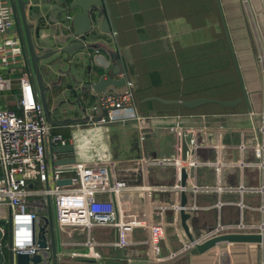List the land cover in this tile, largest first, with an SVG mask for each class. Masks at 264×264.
<instances>
[{"label": "built area", "instance_id": "1", "mask_svg": "<svg viewBox=\"0 0 264 264\" xmlns=\"http://www.w3.org/2000/svg\"><path fill=\"white\" fill-rule=\"evenodd\" d=\"M12 10L8 0H0V94L4 95L11 90L16 82L20 94L16 100L19 109L17 113L7 107H0V219H11L13 246L16 251H27L32 254L37 248L32 239V223H41L39 209L44 206L43 197H50L53 205L56 225L61 232L67 236L83 232L85 235L82 244L92 246L90 232L94 226L107 225L115 229V238L110 245L116 249L132 244L135 228L147 229L151 256L155 261H164L174 258L179 253L195 248L196 243H201L210 237L225 232H260L264 233V220L259 223L248 224L243 219V196L256 194L259 196L257 209L264 216V107L259 113V123L253 121L256 116L251 113V150L255 158L251 176L255 174V182H239L228 184L218 179L215 183L209 184L204 181H192L184 186L180 185V168L184 166L187 170V178L191 177L190 169L198 163L192 156L195 138L186 137L187 133L195 134L196 129L172 128L179 143L176 153L166 158L154 157V162L173 166L175 169V182L171 185L160 184H129L118 178L114 173V162H83L75 161L58 165L55 164L56 152L51 150L49 167L46 157V147L57 145H74V139L64 136L60 132H52V127L46 122L42 106L38 98L33 81L29 78L23 60V48L16 34H12L13 26ZM70 28V25H67ZM115 34V32H113ZM76 40L87 41L82 35L75 36ZM94 51V50H93ZM94 52H98L95 50ZM260 70L264 77V52L258 56ZM24 67V68H23ZM18 71L19 74L12 76ZM118 76L125 78L121 87L108 86L101 92H95L93 100L86 105H78V116L84 118L81 122L68 124L71 129H80L84 123L93 129L103 125L126 124L135 122L139 125L157 115L149 113L141 115L133 101V82L125 77L120 71ZM264 96V94H263ZM56 107H51L52 113ZM251 112V111H250ZM207 126H202L206 132ZM140 139H144L143 132L139 131ZM184 133L189 150L184 160L180 159V136ZM215 160L213 166L219 173L227 165L222 158L223 143L222 132L216 133ZM244 144L240 148L244 149ZM238 165L243 167L244 162ZM196 175V173H195ZM194 177V175H193ZM69 179V182L58 183L59 180ZM34 182L44 183L41 187L33 186ZM155 191L173 190L190 193L193 196L197 193H232L239 199L236 204L239 207V217L235 222H222L217 219L215 224L205 230L193 235L192 240L182 238L180 247L170 250L167 255H162L161 240L165 235L166 222L154 219L149 212L141 211L130 202L122 198L126 191ZM218 207L220 203L216 204ZM186 211L195 210V204L185 205ZM163 209V208H162ZM161 209V210H162ZM175 214L178 213L179 205L173 206ZM7 215H4V211ZM160 214V213H159ZM2 237L0 247L6 242L3 241L5 227L0 224ZM227 243L223 246L215 245L216 256L226 255L228 252ZM63 252H61V255ZM90 256L97 255L91 251ZM88 255V256H89Z\"/></svg>", "mask_w": 264, "mask_h": 264}, {"label": "crops", "instance_id": "2", "mask_svg": "<svg viewBox=\"0 0 264 264\" xmlns=\"http://www.w3.org/2000/svg\"><path fill=\"white\" fill-rule=\"evenodd\" d=\"M35 0H28V4L25 8L27 22L35 25L37 22L36 17L32 12V4ZM40 0L38 7L40 14L47 24V28L41 31V39L43 42L40 45V38L34 37L35 27L32 28V34L34 38V44L39 52L54 48L59 46L57 37L63 38L60 31L57 29L55 23H50L48 20V15H52L54 18L61 16V12L57 10L54 4L62 6L61 0H49L47 4ZM104 1V0H103ZM127 1V0H125ZM130 2L135 0H129ZM220 4L223 6L224 14L226 15L227 26L231 36V41L233 44L234 51L238 58L239 66L242 72V76L245 82V87L247 90L248 98L250 101L251 112L246 111V113H236L228 115H205V114H192V115H157L151 119L146 120L143 124L139 125L135 122H128L126 124H109L110 126L117 127V129L123 133L127 134V125L131 123L134 127L142 130L144 140L146 143L145 156L137 159V162L133 161V158L137 154H141V149L132 157L129 156H118L112 157L115 164L114 173L118 178L125 180L129 184H160L165 183L168 185L173 184L175 180V169L170 165H160L154 162V157L166 158L176 153V147L179 143V138L176 132L172 129L178 126L179 129H196L195 134L187 133L186 137L195 138L196 146H194L192 156L198 163L195 167L190 169L193 175L186 179V184H190L194 181H204L209 184L215 183L218 179L228 184H236V182H255L257 178L255 174L251 176V171L256 161L252 155L251 150V129L252 120L251 113H255L253 121L259 123V113L264 107V77L260 70V62H258V56L260 52H264V0H250V6L252 12L255 15L256 30L261 32V40L252 37L250 30L247 28V23L245 22L241 29L245 34H240L237 30L238 24L233 23L229 15L231 13L228 9L227 0H219ZM161 0H138V6H134V11L143 10L146 15L150 11L157 12L161 11L162 4ZM129 3V2H128ZM133 5H136L133 3ZM171 9H175L176 4L173 5L172 0L170 4ZM16 9L18 11V6L16 4ZM95 12H100V17L95 23H92V27L96 29V36L87 39V42L91 44H97L92 48H83L74 53L75 57H78L80 53H93V50H97L99 53L104 54L108 59H110V52L114 51L117 53V47L114 44L116 34L115 27L112 25L110 20V15L104 11V8L99 9L97 7L92 8ZM124 9V8H123ZM126 9V8H125ZM76 10L75 12H77ZM73 12V14L75 13ZM103 16L107 17L108 24L110 27L109 32L105 33L100 30V22ZM160 16V15H159ZM157 20V19H156ZM155 25L159 28V39L161 40V46L165 49H172L175 43L188 44L196 41H201L203 37L200 34L199 29H191L190 26L182 17H164L161 20L158 19ZM242 26V24H241ZM247 28V32L245 30ZM258 27V28H257ZM69 27L64 26L63 31L66 34ZM12 34H16L15 28ZM23 32V31H22ZM123 39L126 41L125 34ZM129 45V42H127ZM124 55L128 53L127 47L122 49ZM127 51V53H125ZM91 57V56H90ZM74 60V59H73ZM49 58L46 60H41L40 65L47 64ZM90 66L91 60H88ZM119 62V61H118ZM72 61H64V63L58 65H50L52 73L54 74V79L47 80L45 83L49 85L48 90L53 83H60L62 79H70L74 84L77 91H88L89 94L94 95V91L86 88L84 83L88 81H93L94 76L86 75L82 76L81 69L83 68L80 63L78 68H72ZM30 64V63H29ZM25 67V65H24ZM23 67V68H24ZM82 67V68H81ZM97 67V66H96ZM31 69V67H30ZM71 69V70H70ZM80 70V73H74L75 70ZM106 70L104 69V72ZM109 72V70H107ZM72 73V77L70 76ZM70 74V75H69ZM70 76V77H68ZM43 77V76H42ZM44 79V77H43ZM68 90L64 87L59 95L58 100L54 99L56 95L52 98L51 107H57L59 105L60 116L59 118L67 116H78L72 115L68 112L67 106L70 108L74 106V102L68 95ZM83 96V93L80 94ZM80 97V98H81ZM82 99V98H81ZM88 98L83 99V102H88ZM58 101V102H57ZM72 101V102H71ZM79 105V104H78ZM77 106L74 107V110ZM69 130L71 127L68 124ZM207 126L206 132L202 131V126ZM217 131L222 132L223 150L221 152L222 158L227 163L221 169V172H217L213 166L215 160V144L217 142L216 133ZM244 144V149L240 148V144ZM74 146V145H73ZM74 148V147H73ZM214 151V159H212L211 151ZM51 148L46 147V157L48 159L49 167ZM59 159H68L73 157L75 161L77 159L72 151H60L56 152ZM239 162H244V166L240 167ZM238 168L237 176L234 174V169ZM196 173V175H195ZM44 183L34 182L33 186L41 187ZM122 198L130 202L134 207L141 211L149 212L154 219L164 220L166 222L165 235L161 240V250L162 255H167L170 250H176L180 247L182 238L187 239L184 233L178 214H175L173 206L178 205L179 202V192L173 190L168 191H155L150 194L146 191L134 190L126 191L122 193ZM239 197L232 193H221L216 192L210 193H197L192 195L186 193V204L196 205L195 210L189 211L190 216L186 220V224L189 227L190 232L193 235H197L200 231L211 227L217 219L222 222H235L239 217V207L236 201ZM44 206L39 209L41 216H46L48 212L47 197H43ZM243 219L246 223H259L264 220L261 212L258 211L257 206L259 205V196L256 194H250L243 196ZM220 203L218 207L216 204ZM163 208V209H162ZM162 209V210H161ZM51 211L54 220V228L57 241V252H58V264H133L132 262H140L145 260H151L155 264H214L215 259L218 257L214 253L213 249L207 250L205 252H198L196 248L179 253L177 256L164 261H155L150 252L149 244L147 243L148 235L147 229L143 227H138L134 229L133 232V243L116 249L110 245V242L115 238V229L107 225H97L94 226V230L90 232L93 238L95 246L97 247V252L95 254L97 257L94 261H85L77 259L78 256L68 257L65 261H61V252H64V246L67 250L71 252L75 251L76 246L84 245L82 244L85 235L83 232L75 233L73 236H67L66 233L61 232L56 225L54 218V210ZM160 213V214H159ZM7 211H4V215H7ZM42 223V219H41ZM57 230V232H56ZM69 247L71 249H69ZM90 256V255H89ZM224 256V255H220ZM225 256L229 257V264H264V244L256 243H231L228 246V252ZM44 264H51V262H46Z\"/></svg>", "mask_w": 264, "mask_h": 264}, {"label": "trees", "instance_id": "3", "mask_svg": "<svg viewBox=\"0 0 264 264\" xmlns=\"http://www.w3.org/2000/svg\"><path fill=\"white\" fill-rule=\"evenodd\" d=\"M161 1V11L157 10L156 13L150 11L148 15L143 10L134 11V6L139 7L137 5L138 0L132 2L129 0L103 1L104 11L110 15V20L116 30L114 44L118 49L117 56L121 71L126 78L133 82V101L137 112L141 115L154 113L155 115L205 114L223 116L246 113V104L243 100L217 1L172 0L173 5L176 4L175 9H171L168 5L171 0ZM66 3L67 1H64L63 5ZM221 8L224 14L222 5ZM176 16L182 17L191 29H199L203 39L188 44L175 43L172 49L163 48L159 39V28L155 23L158 19ZM99 17L100 14L93 10V23ZM224 17L226 19L225 14ZM124 34L129 45L123 39ZM95 36L96 29L92 27L85 38L89 39ZM123 47H127L128 53L126 51V55L122 52ZM61 58V55L50 57L47 64L55 66L64 63L65 59L62 61ZM47 64H39L40 72L44 80L52 81L54 74ZM71 64L73 65L72 68L80 66V62H72ZM82 67L81 73L79 69L75 70L74 73H80L85 77L88 75V69L91 68L96 74V78L104 71V69L93 64L90 66L88 62ZM17 74L19 72L15 71L12 76ZM70 76L72 77V73ZM64 87L67 88L69 97L75 101L73 107L67 106L68 112L72 115H77L79 112L78 108L74 110L75 106L78 107V104L86 105L93 100L94 96L85 90L82 91L83 96L81 97V91H77L70 79L64 78L60 83H53L50 89L45 92L50 108L53 96L60 93ZM19 94V87L14 82L10 91L4 95L0 94V107H7L18 113L19 109L15 102ZM149 96L179 101L197 97L220 100L240 98L241 101L234 106L209 102L195 108H187L179 102L164 104L156 100H147L146 97ZM85 98L89 99L88 102L82 101ZM52 115L59 118V106L55 108ZM52 132H60L64 136H70V130L66 125L52 127ZM2 249H5L4 243Z\"/></svg>", "mask_w": 264, "mask_h": 264}, {"label": "water", "instance_id": "4", "mask_svg": "<svg viewBox=\"0 0 264 264\" xmlns=\"http://www.w3.org/2000/svg\"><path fill=\"white\" fill-rule=\"evenodd\" d=\"M13 17L14 28L17 33V37L20 40V43L23 48V60L25 65V70L35 85V89L38 94L39 101L42 106L43 116L51 126H60L65 124H71L76 122H81L84 120L82 117H63L56 118L52 114L51 108L48 106L45 92L48 90L49 85L44 82L42 77V73L40 72L39 62L41 60H46L50 57L61 55L62 61H72V62H80L81 65H85L88 60H91V64L97 66L101 69H105L106 71L99 74L98 77L95 78L96 74L93 73V70L90 68L87 71L89 76H94L93 81H88L84 83L86 88L91 89L94 92H101L108 86H116L121 87L125 83V78L123 76H118L121 71L120 63L118 62L117 53L114 51L110 52V59H108L104 54L99 52L93 53H80L78 57L74 56V53L78 50H82L83 48H93L97 44H91L87 41L76 40L75 36L82 35L86 37V34L90 33L92 30V11L93 7H97L99 9L103 8V0H61L62 6L54 4L57 10H59L62 14L58 18H54L52 15H48V20L50 23H55L57 29L60 31L63 38L57 37L59 42V46L54 48L45 50L43 52H39L36 49L34 44V38L32 34V28L35 27L34 37L40 38V45L43 42L41 39V31L47 28V24L45 23L42 14H40V10L38 4L40 0H35L31 2L33 5L32 12L37 19L35 25L28 23L25 13L26 5L29 3L28 0H8ZM49 0L43 1L45 4L48 3ZM67 1L65 5L63 2ZM217 1V5L220 10L221 20L223 24V28L228 40L231 56L233 58V62L235 65L236 73L239 79L240 87L243 94V100L246 104V109L248 112L251 111L250 101L248 98L247 90L245 87V82L242 76V72L239 66L238 58L233 48V44L231 41V36L229 33V29L227 26L226 19L222 12L221 4L219 0ZM16 4L18 6V11L16 9ZM78 10L77 12H75ZM73 12H75L73 14ZM100 14V12H99ZM65 25H70L68 32L65 34L63 28ZM100 30L102 32H109L110 27L108 24V20L106 16H103L100 22ZM23 31V32H22ZM91 56V57H90ZM74 59V60H73ZM30 63V64H29ZM89 63V62H88ZM31 67V69H30ZM109 70V72L107 71ZM147 100H156L158 102L164 104L171 103H180L182 106L187 108H195L199 105L215 102L222 104L224 106H234L241 101L240 98L234 100H220V99H211L204 97H197L190 100H177V99H168L159 96H149L146 97ZM73 146L71 144L66 145H57L52 146L51 150L54 152L60 151H72ZM189 150V146L187 144L184 133L180 136V159L184 160L186 156V152ZM212 159H214V151H211ZM74 158L68 159H57L55 164L62 165L67 163H73ZM238 168L234 169V174L237 176ZM187 177V170L184 166L180 168V185L184 186ZM69 182V179L59 180L58 183H66ZM238 184V181L236 182ZM186 203V193L184 190L179 192V209H178V218L180 221V225L186 234L188 240L193 239V234L190 232L188 225L186 224V220L189 218L190 213L186 211L183 206ZM47 204H48V212L46 216H41L42 223H32V239L33 242L36 243L37 248L34 250L32 254H29L27 251H16L14 252L12 249L13 246V233H12V223L11 219L8 220L0 219V224H3L5 227V234L3 235V240L5 239L6 245L5 249L0 247V264H44L46 262H51V264H58V252L56 246V234L54 228V220L51 211V200L50 197L47 196ZM2 237V233L0 231V238ZM256 243V244H264V233L260 232H225L213 237L208 238L207 240L196 243L195 248L198 252L202 253L207 250H210L215 245L223 246L227 243ZM77 259L85 260V261H94L95 258L92 256H78ZM133 264H155L151 260L145 261H136L132 262ZM214 264H229L228 256H218L215 259Z\"/></svg>", "mask_w": 264, "mask_h": 264}, {"label": "rangeland", "instance_id": "5", "mask_svg": "<svg viewBox=\"0 0 264 264\" xmlns=\"http://www.w3.org/2000/svg\"><path fill=\"white\" fill-rule=\"evenodd\" d=\"M227 3L229 9L228 13H231L229 17L233 23L238 24L237 30L239 33L245 34L244 31L241 32V29H244L243 25L246 22L248 25L247 28L250 30L252 37H255L256 39L259 38L261 40V32L258 27V30H256L255 27L256 19L250 6V0H227ZM247 28L245 27L246 32ZM13 29L14 25L12 26L11 30ZM59 97V95H56L54 99L58 100ZM82 124L83 126L80 129H70V135L74 139L73 153L77 161L104 162L110 160L112 157L115 158L118 156L129 155L133 157L140 149L142 153L137 154V156L133 158V161L137 162L138 158L146 155V143L144 139H140V130L136 128V125L133 127V125L129 123L126 128V134L119 131L117 127L110 125H103L98 129H93L89 126H86L84 123ZM92 237L91 240H93ZM95 245L96 244L92 246L78 245L76 248H72L75 249V251L71 250V252L64 246V252L62 255H60L61 261H65L68 257L88 256L91 251L97 250ZM58 247L59 245L57 248ZM69 249L71 248L69 247Z\"/></svg>", "mask_w": 264, "mask_h": 264}]
</instances>
